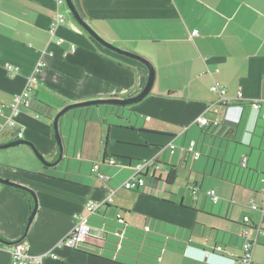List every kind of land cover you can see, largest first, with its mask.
Wrapping results in <instances>:
<instances>
[{
    "label": "crops",
    "instance_id": "obj_1",
    "mask_svg": "<svg viewBox=\"0 0 264 264\" xmlns=\"http://www.w3.org/2000/svg\"><path fill=\"white\" fill-rule=\"evenodd\" d=\"M72 2L103 39L149 61L154 82L145 98L126 108L100 104L73 108V113L66 112L71 117L61 116L64 153L55 166L44 167L24 144L0 149V176L31 188L38 201L26 229L31 196L0 183V239H23L32 256H42V264H121L110 259L111 252L91 243L86 246L100 253L59 245L77 217L84 215L85 203L106 196L92 172L93 164L99 163L100 172L109 177L107 189L114 193L112 201L90 217V225L97 226L103 218L119 228L120 235L125 226L167 240L157 264H231L242 255L246 229L257 239L253 264H264V219L251 207L252 202L264 205L263 105H252L264 102V0ZM63 6L58 9L64 14ZM56 9L54 0H0V124H5L14 95L24 90L36 63L45 62L31 90V108L17 118L22 138L4 126L0 144L30 142L47 162L59 153L52 127L59 110L86 100L133 97L148 79L145 64L104 47L67 18L51 37ZM215 84L226 90L232 105L242 107L240 113L219 104V95L211 91ZM201 116L208 120L205 127L196 122ZM74 120L77 136L72 138ZM143 160L154 161L143 170V179L160 191L158 196L122 187L132 166ZM171 168L176 178L167 185L165 175ZM210 189L215 190L216 202L206 195ZM130 201L145 209H173L178 225L154 218L141 220L138 228L129 225ZM109 208L119 209L116 218L107 217ZM197 216L231 226L198 224ZM209 226L214 234L204 239ZM0 264H11L9 248L2 243Z\"/></svg>",
    "mask_w": 264,
    "mask_h": 264
},
{
    "label": "built area",
    "instance_id": "obj_2",
    "mask_svg": "<svg viewBox=\"0 0 264 264\" xmlns=\"http://www.w3.org/2000/svg\"><path fill=\"white\" fill-rule=\"evenodd\" d=\"M55 4L57 5V9L55 10V13L52 17V22L49 27V33L51 34V37L55 36L56 30L66 21L65 15L58 9L59 6L65 5V0H54ZM62 40L58 39L56 40L57 45H61ZM72 50H74V47H71ZM52 53L50 52V55ZM45 67V62L40 60L36 63L33 73L30 75V77L27 79L25 88L20 93L14 95L13 101L9 107V114L7 116L6 122L4 125L0 124V129H2L4 126L9 130L15 131V137L18 139L22 138V130L18 127L17 124V118L20 116L23 109H29L31 108L32 104V97H31V90L33 86L38 82L37 74L41 71L42 68ZM7 69L11 72H17V68H14L12 66H7ZM211 91L215 94L219 95V104H223L226 106V110L229 109H238L239 113L242 110V107L240 105H232L230 98L226 96V90L219 86L218 84H215L211 87ZM253 107L255 109H260L263 105V117H264V102H253ZM228 118V116H226ZM197 124L200 127H205L208 124V120L204 117H198L196 120ZM171 148V152L174 151L175 146L173 144L169 145ZM193 148V142L190 145V149ZM198 153H195L197 155ZM152 163V160H143L140 161L132 166V174L128 177V179L122 184V187L125 189H133V190H142L146 193H150L152 195H160V191L157 189H154L152 187H148L145 184V181L142 177L143 170L150 166ZM245 161H243L244 165ZM109 164H114L113 160H109ZM99 163H95L92 166V172L96 174L97 178L102 182L103 189L107 190L106 196L102 201H94L89 200L85 203V213L82 216H78L73 227L71 230L60 240L59 245L61 247L69 248L78 250L82 248V246H86L87 243H91L92 246L98 247V249H102L104 245V235L102 232L93 231L90 224L89 219L92 217L100 207L103 205H106L112 201V194L114 193L113 189H107L108 187V181L109 177L100 172L99 170ZM261 183L264 186V171L261 176ZM196 192V190H193V194ZM261 192L264 194V187L261 188ZM206 195L213 201L216 202L218 200V197L215 194L214 189H210L206 192ZM251 207L254 210H259L262 214V217L264 219V205L258 206L251 203ZM118 222H122L120 218L117 219ZM148 231V228H146ZM257 234L260 235L262 232V228L259 226L256 227ZM242 238L244 239V242L241 247L242 255L238 260H231V264H253L252 262V251L253 247L257 243V239L250 238L248 236V231L246 229H243L242 232ZM10 256H11V264H42V256H32L29 253V244L24 241H18L14 244L8 246ZM218 250L221 249V247H217ZM47 256H50L54 259H56V255L54 253H46Z\"/></svg>",
    "mask_w": 264,
    "mask_h": 264
},
{
    "label": "water",
    "instance_id": "obj_3",
    "mask_svg": "<svg viewBox=\"0 0 264 264\" xmlns=\"http://www.w3.org/2000/svg\"><path fill=\"white\" fill-rule=\"evenodd\" d=\"M65 3L67 5V7L69 8V11L71 13V15L73 16V18L75 19V21L79 24V26L81 28H83L91 37H93L98 43H100L101 45H103L104 47L127 57H131L133 59H137L139 61H141L143 64H145V66L148 68V79H147V83L145 85V87L142 89V91L140 93H138L137 95L133 96V97H129V98H116V97H111V98H103V99H93V100H86V101H81V102H76V103H71L66 105L65 107H63L61 110H59L56 115L53 117L52 119V127H53V131H54V139L58 145V157L56 158L55 161L53 162H47L43 159V157L39 154V152L36 150V148L27 141L24 140H15V141H11L9 143H4V144H0V149H5V148H9V147H14V146H18L21 144L27 145L29 148H31V150L33 151V153L36 155V157L43 163L44 167H52L57 165L61 159L63 158V153H64V144H63V139H62V135L61 132L59 130V125H58V121L59 118L61 116H63L67 111L73 109V108H79V107H88V106H94V105H100V104H110V105H116V106H128L134 103H137L139 101H141L143 98H145V96H147L149 94V92L151 91L153 82H154V68L151 65V63L149 61H147L145 58H143L142 56L133 53L131 51H127V50H123L120 49L118 47H116L115 45H113L112 43L106 41L105 39H103L100 35H98L93 28L79 15L77 9L75 8L72 0H65ZM0 183L4 184V185H8L11 187H15L18 189H21L25 192H27L32 200H33V208L31 210L30 216L28 218V222L26 224V229L29 225V223L31 222L32 218L34 217L37 208H38V201H37V197L36 194L34 192V190H32L31 188L27 187L26 185H23L21 183L18 182H14L8 179H5L3 177L0 176ZM23 240V239H21ZM19 240V241H21ZM18 242V241H17ZM0 243L10 246L12 244H14L15 242H6L0 239Z\"/></svg>",
    "mask_w": 264,
    "mask_h": 264
},
{
    "label": "trees",
    "instance_id": "obj_4",
    "mask_svg": "<svg viewBox=\"0 0 264 264\" xmlns=\"http://www.w3.org/2000/svg\"><path fill=\"white\" fill-rule=\"evenodd\" d=\"M154 163V161H152ZM151 163V164H152ZM142 177H147L143 174ZM176 178V171L171 168L166 172L165 184L172 185ZM153 181L159 179L151 177ZM118 222V220H116ZM123 224L122 222H118ZM97 226H91L93 231L102 232L104 245L102 249L111 252V260L121 264H157L161 251L168 245L167 240L122 227L123 235L117 233L119 228L112 226L105 219L99 220ZM106 245L108 247H106Z\"/></svg>",
    "mask_w": 264,
    "mask_h": 264
},
{
    "label": "rangeland",
    "instance_id": "obj_5",
    "mask_svg": "<svg viewBox=\"0 0 264 264\" xmlns=\"http://www.w3.org/2000/svg\"><path fill=\"white\" fill-rule=\"evenodd\" d=\"M63 12L66 15L68 22H71V23L75 24L78 28H81L79 26V24L75 21L73 16L71 15L69 8L67 7L66 4L63 6ZM109 106H112V105H109ZM102 107H104V106H102ZM115 107H117V106H115ZM122 108H126V106L122 107ZM68 113H70V114L73 113V110H70ZM68 113H66V114H68ZM70 114H68L67 117H71ZM75 121L76 120H74V125L72 126V129L70 130V132H71L70 135L72 138H75L77 136L76 135ZM60 131H61L62 136H66L62 132V128H60ZM65 162H66V160H64L63 163H61L60 165H62V164L65 165L64 164ZM134 194L138 195V193H134ZM145 195H147V194H145ZM128 205L130 206L129 207L130 209L128 210L129 214L127 215L128 220L130 219V222L128 221V224L135 226L136 228L140 227L139 223L141 220H143V221L145 220V222H147L148 218H154V219H158V220L163 221V222L168 223V224L178 225V224L174 223V221L176 222L177 219L171 215L173 213V211H175L173 209H170V208H167L164 206H159V208L156 207V208L145 209L144 207H142V205L140 203H137L136 201H130V202H128ZM113 206H117V205H113ZM140 210H146L148 213L144 214ZM106 213H107V217L116 218L117 214L120 212H119V209L109 208ZM123 216L126 217V215H123ZM144 216H146V217H144ZM197 219L199 222L198 224H201L200 222H207L208 224L213 223L217 226H222V227L227 226V225H228V227L231 226L229 223H226L225 221L214 220V219H210V218H206V217H202V216H197ZM208 233L214 234V232H212L210 226L206 229V236L204 237V239L208 238V236H207ZM121 235H123V233H121ZM82 249H84V251L88 252V253H92V252L100 253L98 250L92 249V248L87 247V246H82Z\"/></svg>",
    "mask_w": 264,
    "mask_h": 264
}]
</instances>
